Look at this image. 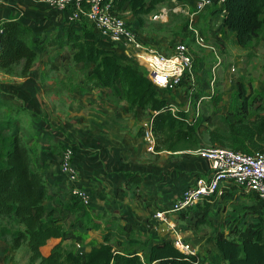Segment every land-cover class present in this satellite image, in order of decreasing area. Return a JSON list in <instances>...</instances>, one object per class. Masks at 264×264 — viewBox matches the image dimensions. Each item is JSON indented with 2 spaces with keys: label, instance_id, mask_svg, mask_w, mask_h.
<instances>
[{
  "label": "trees",
  "instance_id": "16d2710c",
  "mask_svg": "<svg viewBox=\"0 0 264 264\" xmlns=\"http://www.w3.org/2000/svg\"><path fill=\"white\" fill-rule=\"evenodd\" d=\"M170 1L117 0V6L120 12H130L139 18ZM217 15L222 18L224 30L235 36L241 47H247L264 29V0H225L217 8ZM75 23L78 26L67 27L64 35L65 43L71 47L72 60L91 66L90 74L96 85L110 90L130 107L151 111L155 150L197 149L200 139L196 121L185 109L172 111L165 95L172 92L159 90L136 61L117 48L107 47L85 19ZM0 28V73L27 77L38 59L37 49L49 37L34 40L32 27L21 20L6 19L0 22ZM189 31L194 38V32ZM187 83H191V74L182 78L177 90ZM237 88V111L227 110L221 115L229 134L224 139L219 131L211 130L210 142L213 146L227 143L234 151L248 154L264 152V106L262 102L257 104L244 83L239 82ZM2 94L0 88V240L10 245L11 252L25 247L29 264H199L197 254L179 251L171 238L150 243L147 237H136L128 221L123 228L115 230L113 235L119 237L115 243L106 237L102 243H92L89 250L84 246L66 250L60 242L44 256L41 249L52 239L86 241L95 229V221L74 194L60 202L63 209L77 214L70 224L69 213L55 217L57 209L47 208L50 189L41 151L44 144L53 151L61 144L42 132L52 129L47 118L16 101L5 100ZM252 109L257 113L253 121ZM24 113L33 118L34 133L27 137L22 131ZM211 119L207 118L208 122ZM140 132L139 135H144ZM125 175L132 193L146 177L141 170ZM219 196L221 200L231 199L229 218L214 235L221 257L227 264H264V199L236 185L225 186ZM213 200L214 196H209L196 206L175 213L176 218L196 226L209 224Z\"/></svg>",
  "mask_w": 264,
  "mask_h": 264
},
{
  "label": "rangeland",
  "instance_id": "374dc122",
  "mask_svg": "<svg viewBox=\"0 0 264 264\" xmlns=\"http://www.w3.org/2000/svg\"><path fill=\"white\" fill-rule=\"evenodd\" d=\"M165 6L169 7L168 5ZM159 9L160 6H158L154 12L139 18L134 17L132 13L124 14V17L130 23V26L136 29L141 35H144L146 39L144 43L149 48L162 55H170L174 45L179 41H185L190 45L194 54V65L192 70L193 80L191 79V83L185 84V87L180 88L176 92L165 93V95L169 98L171 95L178 96L180 94L179 96L182 98L180 105H184L185 99L190 101V114H193L196 119L195 123L199 130V136L201 137L198 149L213 146L210 140H208L207 132L209 133V130H216L219 131V136L221 138H227L229 134L228 129L226 128V122L221 120V115L226 114L227 110L237 111L239 100H237L236 96L238 94L237 84L239 82L246 85L249 93L252 92V98L258 101L257 104L262 102L261 104L264 106V29L260 37L251 45L241 47L237 43L235 36L224 30L222 18L217 15V8L206 10L198 15L193 23V28L196 29L204 39V45L201 46L195 42V37L193 38V35H191L189 31L191 30L189 29L190 20L186 14L182 11L177 13L171 12L168 21L162 23L153 20V15L157 13ZM65 42L66 41L58 40L55 47L59 49L56 53L54 52V48H49V46L43 51L40 50V56L38 57L36 65L37 68H47V66L53 68L51 70V76H48V79H51V83L44 81L42 83L41 80L40 82L41 84H48L44 85V88H49L48 91H46L47 95L55 96V101L49 100V103L45 105L43 103V105L40 106L37 99L33 103L34 111L32 112L41 113L49 120L52 129L50 128L49 130L48 128L42 132L46 135H51V141L60 142L61 144V147H59L57 151L50 150L48 146L44 144V150L41 151L42 161L45 162V166L47 165L46 169L44 168L43 170L44 175L48 172L51 178L49 183L47 182L49 189L54 194L50 195V199H53L54 196L59 194H62L61 196L64 195L65 199H67L73 194L72 191L76 187L87 190L91 195L93 193L92 189L94 184L96 186V184L102 182L104 178L99 159L94 155L96 153L89 156L88 152H86L83 147L85 144L83 139L86 138L87 129L93 126L90 120H92L93 115H97L93 110L97 111L99 109L97 107L102 104L101 98L97 94L99 91L92 94L93 90H90L97 87V81L90 74L91 66H87L85 63H76L72 60L71 47ZM46 50L48 52L45 54ZM60 54L62 55L61 57L59 56ZM36 76H38V73ZM213 80L215 83V90L210 89ZM24 84V81L17 76L11 78L3 76L0 78V85L6 90H2V92L5 94L10 92H14L16 95L24 94ZM186 87H188V89ZM185 90L186 93L184 94L183 91ZM56 95L58 97L59 95L61 96L59 100H56ZM208 95L212 98L202 99V97H207ZM93 99L96 101H93ZM109 99L115 100L116 103L118 102L117 98H113L112 96L111 98L109 97ZM116 109L118 111H116L115 117L118 119V117H121L124 109H122V105L120 104H118ZM198 113L199 116H197ZM23 117L22 131L23 136L27 137L29 134L34 133L31 122L33 118L29 113H24ZM211 117V121L208 122L207 118ZM250 117L251 121L255 120L257 117V113L253 109ZM131 123L133 124V122ZM135 126L136 123L133 125L132 135L138 131ZM139 132L141 134L143 130L140 129ZM102 139L101 136L94 144V147L99 143L101 144ZM80 144L82 146H80ZM67 146H70L74 150L73 166L77 174L76 182H71L69 176L61 171L60 157ZM220 146L230 148V145L227 143L220 144ZM81 159L87 160V162L90 160L91 165L88 166L85 164L86 169L84 168V170L83 168L81 170L77 169V161L81 163ZM54 165H56V167H54ZM50 166L53 167V169L55 168L53 173H49L50 171H48ZM142 169L143 168L140 170L142 172L145 171L144 175L146 176L144 186L147 187L143 188L138 197L140 198V203L149 209V203L152 202L151 197L154 196H152V194L148 195L147 190H149V185H154L155 183H151L153 172L148 168ZM88 171L93 173V175H88ZM51 174L54 175L51 176ZM47 176H45L46 180H48ZM160 177L161 176L158 178L155 177L154 181L157 182V179H160ZM179 183L183 184L184 180L176 178L173 194L171 195V197H175L174 199L179 197L181 191L184 189ZM59 184H62V187L59 188L60 192L56 194L55 188L58 187ZM152 193L153 195L158 193L159 199L165 196L157 192L156 189H152ZM144 196L147 197L144 198ZM169 200H171V198ZM177 200H175V202ZM214 200L212 204L213 209L209 214V224L199 226H196L194 223L187 224L183 221L180 222L176 218L175 213L169 215V220H173L177 222V224H180V236L185 243L192 246L195 254L198 253L199 264H227L221 255H219L220 253H218L219 249L215 244L214 235L217 228L229 218L228 213L231 210V199L226 198L221 200L219 195H217L214 196ZM94 205L92 198L91 205L86 207V210L92 214L93 218L95 217L94 230H99V232H95L94 234L99 238L108 237L115 243L118 239L113 234H115L117 227H120L117 223L118 220L111 217V215H105L106 212L100 214L98 211H93ZM156 211L157 210L154 212ZM68 213L70 217L68 219V224H70L69 220H74L77 214ZM103 224L106 226V230H104ZM191 227L192 229L189 230L188 228ZM86 241L83 242L86 243ZM83 242L65 241L64 247L69 250H75L77 249V244H82ZM26 254L27 251H25V249L20 251L21 264H27Z\"/></svg>",
  "mask_w": 264,
  "mask_h": 264
},
{
  "label": "crops",
  "instance_id": "0c3cea01",
  "mask_svg": "<svg viewBox=\"0 0 264 264\" xmlns=\"http://www.w3.org/2000/svg\"><path fill=\"white\" fill-rule=\"evenodd\" d=\"M6 19L21 20L28 24L33 29L34 40L46 36L49 37L47 41L37 49L38 57L40 56L39 51H43L47 46H49V48H54V52L56 53V51L59 49L58 47H55L56 43H58V40L65 41L64 35L66 28L69 26H78L75 22L70 21L68 13L59 11L50 5L42 2H36L34 0H0V22ZM138 35L140 36V39L145 42L146 39L144 35H141L139 32ZM105 44L107 47H112L111 44ZM117 50L118 52L123 53L121 50ZM47 52L48 51L46 50L45 54ZM59 56L61 57L62 55L60 54ZM37 60L33 64L27 77L17 76L25 83V92H23L24 94L16 95L14 92L2 94L5 100L16 101L18 104L25 105L29 111H34L33 103L37 99L40 106L43 105V103L44 105L49 103V100L55 101V96L53 97L47 95L46 91H48L49 88H44V85L48 84H41L40 82L41 80L42 83L43 81L51 83V79H48V76L51 74V70L53 68L51 66H47V68H37ZM37 73L38 76H36ZM3 76L6 78L16 77L0 73V78ZM0 88L1 90H4L2 85H0ZM94 89L90 90H93L92 94L99 91L97 94L100 96L102 104L97 107L99 108L97 111L93 110L95 113H97V115H93L92 120H90L93 126L92 128L87 129L86 138L83 139L85 142L83 147L85 148V151L88 152L89 156L93 153H96L94 155L99 159L104 178L102 182L96 184V186L94 184L93 186L92 191L94 194H91L93 203L95 204L93 206V211H98L100 214L106 212L105 215H111V217L117 219V223L120 225V227H117V229L123 228L128 221L133 226L134 235L136 237H147L150 239V243L162 238H172L175 234L180 235V224H177V222H174L173 220H169L170 214L167 215V222L157 219L156 214L161 211H169L173 207L175 200L181 197L183 192L190 186L194 185L195 181L200 175H204L203 177H208L210 175L211 170L209 163L205 159L201 158L197 153V151L201 148L180 149L177 151L148 150L145 133L152 129L151 111L149 109L130 107L124 100H121L119 97L113 95L110 90L101 86L97 85V87ZM210 89L215 90V83H211ZM179 95H171V97L168 98L171 105L174 106V111L176 112L180 109H185L187 112H190V101L185 99L184 105H180L182 98ZM111 96L113 98H117L118 102L116 103L115 100L109 99ZM60 97V95L59 97L56 95V100H59ZM211 98L212 97L210 95L207 97H202V99ZM93 101L96 100L93 99ZM118 104L122 105V109L124 110L121 117L116 119L115 113L118 111L116 109ZM231 111L234 112L233 110ZM197 116H199V113ZM190 118L196 121L193 114H191ZM131 122H133V124ZM134 123H136L135 128L138 129V131L132 135ZM140 129L143 130L144 135L138 134ZM101 136L103 138L101 140V144L99 143L94 147V144ZM207 137L208 140H210V130L209 133L207 132ZM199 139L201 141L200 136ZM80 146L82 145L80 144ZM85 164L90 166V160L87 162V160L81 159V163L77 161V169L81 170L83 168L84 170ZM54 167H56V165H54ZM141 168H148L153 172L151 183L155 184L149 185V190H147L148 195L152 194V196H154L151 197L152 202L149 203V209L140 203V198L138 197L143 188L147 187L144 186L145 181L138 188L134 187L135 193H132V190L127 188L128 180L125 174L128 172L139 171ZM54 169L50 166L48 169V171H50L49 173H53ZM87 174L90 176L91 174L93 175V173L90 171H88ZM53 175L54 174H51V176ZM45 176L48 177L46 182L49 183V180L51 179L50 174L47 172ZM159 176H161L160 179H157V182H155V177L158 178ZM176 178H181L184 180L183 184L179 183L184 189L181 191V195L174 199L175 197H171V195L173 194ZM61 185L62 184H59L58 187L55 188L56 194L60 192L59 188L62 187ZM152 189H156L157 192H160L165 196L159 199L158 193L153 195ZM125 192H127L126 195L122 197L121 194H125ZM50 195H54L51 190L49 191V196ZM61 195L62 194L56 195L53 197V199L49 198V200H47L45 203L48 209H57L55 217L69 212L63 209L61 206L60 202L65 201V196ZM145 197L147 196H144V198ZM170 198L171 200H169ZM214 201L215 200H213V203ZM155 210L157 211L154 212ZM90 215L92 216L91 213ZM69 222L71 223L72 220L70 219ZM103 228L106 230V226H104V224ZM188 229L190 230L192 227ZM95 232H99V230L90 231V238L86 241V243L83 242L82 244H77V248L84 246L87 250H89L92 243L99 244L104 242L106 237H101V239L94 234ZM118 238L119 237H117V239ZM60 242H62L63 248L66 249L64 247L65 241H61L60 239H52L47 243L46 246L42 247V254L44 256L49 255L52 247ZM23 249L27 251L25 247H22L15 252H11L10 245L0 240V264H21L20 251ZM26 256L27 264H29L28 253Z\"/></svg>",
  "mask_w": 264,
  "mask_h": 264
},
{
  "label": "built area",
  "instance_id": "2783aa9c",
  "mask_svg": "<svg viewBox=\"0 0 264 264\" xmlns=\"http://www.w3.org/2000/svg\"><path fill=\"white\" fill-rule=\"evenodd\" d=\"M34 1L45 3L59 11L68 13L72 22L85 19L104 42L121 50L128 58L143 67L155 86L163 92H176L182 78L186 74H192L194 54L187 42H177L172 53L168 56L149 48L140 39L136 29L130 26L125 19L124 14L130 12L119 11L117 0ZM224 3L225 0H189L184 2L172 0L160 5L159 11L153 15V20L164 23L168 21L171 12L182 11L190 20L189 29L194 32L195 42L202 46L204 39L193 28L194 19L206 10L219 8ZM171 109L175 112L174 106L171 105ZM145 139L148 150L155 151L156 138L152 129L145 133ZM197 153L209 163L210 175L198 178L194 185L184 191L169 211L158 212L157 219L167 222L168 214L194 207L209 196L221 195L223 188L228 185H236L245 192L256 193L264 199L263 151L248 154L234 151L225 146H209L199 149ZM60 158L62 173L69 176L71 182H76L77 174L73 166L74 150L70 146L65 147ZM72 193L85 207L91 205L92 198L87 190L76 187ZM171 239L179 251L195 254L192 246L185 243L179 234H175Z\"/></svg>",
  "mask_w": 264,
  "mask_h": 264
}]
</instances>
